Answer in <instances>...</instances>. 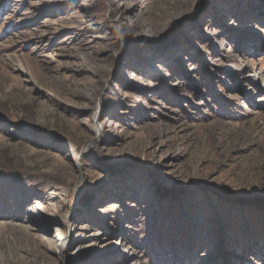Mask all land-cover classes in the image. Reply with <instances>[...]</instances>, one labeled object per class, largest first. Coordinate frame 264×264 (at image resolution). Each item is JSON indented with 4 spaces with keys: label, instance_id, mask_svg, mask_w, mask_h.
<instances>
[{
    "label": "rangeland",
    "instance_id": "rangeland-1",
    "mask_svg": "<svg viewBox=\"0 0 264 264\" xmlns=\"http://www.w3.org/2000/svg\"><path fill=\"white\" fill-rule=\"evenodd\" d=\"M0 264H264V0H0Z\"/></svg>",
    "mask_w": 264,
    "mask_h": 264
},
{
    "label": "bare ground",
    "instance_id": "bare-ground-1",
    "mask_svg": "<svg viewBox=\"0 0 264 264\" xmlns=\"http://www.w3.org/2000/svg\"><path fill=\"white\" fill-rule=\"evenodd\" d=\"M116 13H117V12H116ZM93 118L95 119V115H94ZM99 131H100V130H99L98 126H95V135L100 134ZM36 204L39 205L38 202H37ZM60 235H61V234H60ZM132 254L135 255L136 253H135L134 251H132ZM136 256H137V255H136ZM137 260H138V256H137ZM136 262H137V261H136Z\"/></svg>",
    "mask_w": 264,
    "mask_h": 264
},
{
    "label": "water",
    "instance_id": "water-1",
    "mask_svg": "<svg viewBox=\"0 0 264 264\" xmlns=\"http://www.w3.org/2000/svg\"><path fill=\"white\" fill-rule=\"evenodd\" d=\"M168 193H172V192H169V191H168ZM249 198H255V197H249Z\"/></svg>",
    "mask_w": 264,
    "mask_h": 264
}]
</instances>
